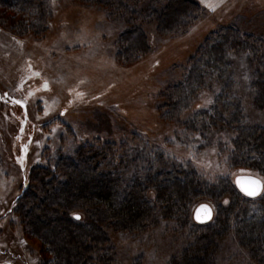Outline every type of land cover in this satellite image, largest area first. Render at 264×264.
<instances>
[{"label":"rangeland","instance_id":"rangeland-1","mask_svg":"<svg viewBox=\"0 0 264 264\" xmlns=\"http://www.w3.org/2000/svg\"><path fill=\"white\" fill-rule=\"evenodd\" d=\"M163 1L172 7L194 1L203 15L191 21L186 32L165 36L157 32V24L166 9L154 5L159 15L151 13V24L144 27L150 51L133 61L118 57L116 45L122 28L107 11L76 0H61L52 7L53 19L41 38L21 36L0 25V248L6 262L21 258L23 263L39 264L42 256H49L42 241L24 234L21 212L11 209L26 191L27 172L86 151L85 144L97 138L119 141L131 139L132 133L143 136L123 150L129 152L127 163L140 153V142L148 139L160 144L154 153L159 152L167 161L185 164L186 157L197 160L209 181L231 176L237 185L239 177H254L241 175L230 165L226 150L233 148L229 141L232 133L212 128L204 138L199 131H186L181 123L160 120L155 106L160 92L185 75L189 60L212 33L233 26L264 40V0ZM229 55L232 68L228 74L226 71V87L217 73L208 78L207 105L211 107L219 94H228L241 104L246 123L264 126V112L256 107L251 86L253 70L244 53L232 51ZM199 139L206 146L201 152L195 142ZM115 160L113 169L125 166L120 164L122 156L116 154ZM43 181L46 185L50 179ZM41 187L37 191H42ZM148 197L154 199L155 193L150 191ZM229 203V196L216 204L200 200L192 210V223H212L217 206ZM202 205L210 209V216L198 218ZM186 228L162 218L141 234L110 232L116 249L114 264L180 262L182 252L192 242ZM216 264L257 263L230 233L221 240Z\"/></svg>","mask_w":264,"mask_h":264},{"label":"trees","instance_id":"trees-1","mask_svg":"<svg viewBox=\"0 0 264 264\" xmlns=\"http://www.w3.org/2000/svg\"><path fill=\"white\" fill-rule=\"evenodd\" d=\"M60 1L0 0V25L21 36L41 38L53 19L52 7ZM76 1L87 7L103 8L119 24L122 30L116 45L118 57L130 61L150 51L144 27L151 24V13L160 12L153 9L154 5L166 9L157 24V32L165 36L186 32L190 22L203 15L194 1L182 3L181 7H172L163 0ZM262 45L264 40L233 26L212 33L189 60L185 75L160 92L155 106L160 120L181 123L186 131H199L204 138L212 128L232 133L228 140L233 148L226 150V157L237 173L261 180L260 192L243 195L231 176L209 181L197 160L186 157L185 164L167 161L159 152L154 153L160 144L148 139L140 142V153L127 163L129 152L123 150L140 136L135 133L130 135L131 139L119 141L107 136L97 138L85 144L86 151L56 165L35 166L27 172L28 181L23 187L26 191L11 209L21 212L19 220L24 234L42 241L46 247L49 256L41 255L39 264H114L116 249L110 232L141 234L162 218L188 227L192 239L182 252L181 261L171 264H216L221 240L230 233L257 264H264V126L246 123L241 104L229 99L228 94H219L209 107L205 91L208 78L216 73L226 87V71L228 74L229 67L232 68L229 53H244L253 70L251 86L256 107L264 112ZM227 86H231L229 82ZM195 142L200 152L206 147L202 139ZM116 154L122 156L121 166L125 165L120 170L113 169ZM46 177L50 179L47 186L43 181ZM39 187L42 191H37ZM150 191L155 193L154 199L148 197ZM226 196L230 203L217 206L212 223H192V210L200 200L216 204ZM3 253L0 248V264H27L21 258L6 262Z\"/></svg>","mask_w":264,"mask_h":264},{"label":"water","instance_id":"water-1","mask_svg":"<svg viewBox=\"0 0 264 264\" xmlns=\"http://www.w3.org/2000/svg\"><path fill=\"white\" fill-rule=\"evenodd\" d=\"M253 181L258 182V185L253 184ZM237 183H238L239 188H241L242 191H244V190H243L244 188H249V189H251V188H256V187H258V190H257L256 194L259 192V189H260V187H261V183H260L257 179H255V178H253V177H242V178H239V179L237 180ZM244 192H245V191H244ZM245 193H246V192H245ZM246 194H247V193H246ZM198 214H199V215H203V216H204V214H205V217H207V214L205 213V210H204L203 208H200V209L198 210ZM205 217H204V218H205Z\"/></svg>","mask_w":264,"mask_h":264},{"label":"snow or ice","instance_id":"snow-or-ice-1","mask_svg":"<svg viewBox=\"0 0 264 264\" xmlns=\"http://www.w3.org/2000/svg\"><path fill=\"white\" fill-rule=\"evenodd\" d=\"M253 184L258 185V182L253 181ZM243 190H244L248 195H256V192H257V190H258V187H256V188H251V189H249V188H244ZM201 208H203V209L205 210V213H206L207 215L210 216V209H208L206 205H202ZM77 218H78V217H77ZM198 218H199V216H198Z\"/></svg>","mask_w":264,"mask_h":264},{"label":"flooded vegetation","instance_id":"flooded-vegetation-1","mask_svg":"<svg viewBox=\"0 0 264 264\" xmlns=\"http://www.w3.org/2000/svg\"><path fill=\"white\" fill-rule=\"evenodd\" d=\"M239 189L241 190V188H239ZM261 189H262V186L260 187L259 192H260ZM241 191H242V190H241ZM242 192H243L245 195H247L244 191H242ZM248 196H249V195H248ZM251 196H254V195H251ZM198 210H199V209H198ZM197 215H198V216H201V215L198 214V211H197ZM204 216H205V214H204ZM204 216L202 215L201 218H204Z\"/></svg>","mask_w":264,"mask_h":264}]
</instances>
